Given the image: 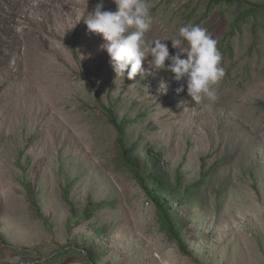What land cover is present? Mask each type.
Masks as SVG:
<instances>
[{
    "label": "rangeland",
    "instance_id": "rangeland-1",
    "mask_svg": "<svg viewBox=\"0 0 264 264\" xmlns=\"http://www.w3.org/2000/svg\"><path fill=\"white\" fill-rule=\"evenodd\" d=\"M98 2L0 0V264H264V29L208 0H147L149 43L174 53L186 24L218 41L217 100L197 104L146 61L143 78H115L102 35L78 21ZM106 107L131 122L123 136L147 172L159 156L183 191L204 178L173 201L187 253L117 164Z\"/></svg>",
    "mask_w": 264,
    "mask_h": 264
},
{
    "label": "clouds",
    "instance_id": "clouds-1",
    "mask_svg": "<svg viewBox=\"0 0 264 264\" xmlns=\"http://www.w3.org/2000/svg\"><path fill=\"white\" fill-rule=\"evenodd\" d=\"M113 3L115 11L104 10V0H99L93 10L81 15L78 21L82 18L88 32L102 35L104 43L100 47L110 57L115 78L122 81L125 76L130 80L137 75L143 78L148 74L142 66L146 61L151 74L169 72L173 80L185 81L188 95L197 104L204 99L217 100L214 86L223 79L225 68L218 41L206 28L195 24L181 26L178 38L170 39L176 50L170 54L165 43L169 39H156L151 43L146 40L153 26L147 0H113ZM183 90V85L177 88V92Z\"/></svg>",
    "mask_w": 264,
    "mask_h": 264
},
{
    "label": "trees",
    "instance_id": "trees-1",
    "mask_svg": "<svg viewBox=\"0 0 264 264\" xmlns=\"http://www.w3.org/2000/svg\"><path fill=\"white\" fill-rule=\"evenodd\" d=\"M208 6L210 8H221L220 13L222 14L227 11L226 9H232L234 26L238 23L247 24L252 34L256 37L259 29H264V0H208ZM105 112L120 135L117 142V164L123 166L131 174L156 207L158 222L162 232L166 234L170 241L175 242L183 253H187L188 238L184 233L182 218L174 210L173 201L178 199L180 202L187 198L190 192L201 188L204 184V178H201L183 191L180 174L173 181L169 174L164 171L159 156L156 158L152 156L153 166L147 172L135 154V146L127 144L123 136L127 123L131 122L119 120L111 107H106ZM67 253L68 251L65 250L59 251L49 261L58 258L62 259Z\"/></svg>",
    "mask_w": 264,
    "mask_h": 264
}]
</instances>
